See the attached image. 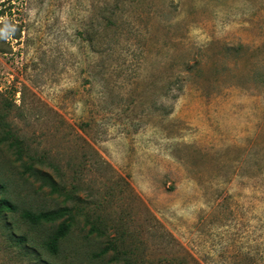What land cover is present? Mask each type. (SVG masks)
<instances>
[{
    "label": "rangeland",
    "instance_id": "374dc122",
    "mask_svg": "<svg viewBox=\"0 0 264 264\" xmlns=\"http://www.w3.org/2000/svg\"><path fill=\"white\" fill-rule=\"evenodd\" d=\"M0 119L71 224L0 218V264H264V0H0Z\"/></svg>",
    "mask_w": 264,
    "mask_h": 264
},
{
    "label": "trees",
    "instance_id": "16d2710c",
    "mask_svg": "<svg viewBox=\"0 0 264 264\" xmlns=\"http://www.w3.org/2000/svg\"><path fill=\"white\" fill-rule=\"evenodd\" d=\"M2 119H0V130L2 126ZM1 139L3 141L8 140V136H6L5 132H1ZM11 148H16V154L19 156L22 154V149L19 148L17 143L12 142L9 144ZM24 173H28L30 177L33 178H41L44 180V183L52 185L53 181L50 177L46 176L41 170L35 168L32 164H23ZM9 187L8 184L3 181L0 177V218L7 220V216L9 214L18 213L21 220L25 222L28 226L31 227H39L43 225H55L56 222L62 219L64 216L68 214L67 209H55L48 211H33L30 209H21L19 206L11 199L8 195ZM8 195V196H7ZM71 228V224L69 220H64L58 225L53 226L50 231L46 235V239L43 240L42 244L46 251L50 254H57L59 250V245L61 241L68 235ZM19 242H24L27 244V238L25 236H21L17 238Z\"/></svg>",
    "mask_w": 264,
    "mask_h": 264
}]
</instances>
